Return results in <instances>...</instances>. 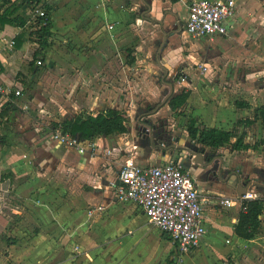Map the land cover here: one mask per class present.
I'll return each instance as SVG.
<instances>
[{
	"label": "crops",
	"instance_id": "crops-1",
	"mask_svg": "<svg viewBox=\"0 0 264 264\" xmlns=\"http://www.w3.org/2000/svg\"><path fill=\"white\" fill-rule=\"evenodd\" d=\"M46 1L53 7L51 34L36 59L33 54L38 44L30 33L32 10L26 3L14 11L13 24L0 27V82L11 90L7 96L0 95V111L8 105L0 117V172L7 175L0 181V264H129L132 234L141 238L147 228L134 220L133 210L140 211L135 204L115 199L110 185L116 165L128 156L141 165L179 162L196 179L207 231L199 245L185 254L182 264H226V256L237 262L239 253L246 256L245 264H264V128L259 119L249 126L242 122L253 119L255 109L264 104V78L260 79L264 66L258 65L264 58L260 51L264 0H236L227 33L192 37L186 44L190 49L188 66L181 68L188 87L184 107L195 126L231 130L236 129V123H243L244 129L235 133L242 134V144L248 146L233 148L237 136L219 147L203 145L183 127L180 136L172 134L171 145L160 154L157 149L165 145L158 144L157 130H151L155 145L145 150L128 140L133 132L127 123L143 105L156 101L169 82L163 78L162 84L132 79V56L131 63L123 62L115 76L116 57L122 55L114 50L126 37L103 39L97 21L83 26L74 20V0ZM141 1L146 5L145 14L135 19L155 25L161 32L155 59L167 75L163 51L168 48L164 49V44L176 34L178 22L186 18L189 0ZM99 5L104 6L98 3L94 8ZM119 13L112 8L104 11L111 20L122 17ZM114 26L107 24L108 31ZM181 33L191 37L183 28ZM175 59L185 64V58L176 55ZM149 69L146 74L157 73L156 68ZM16 88L29 91L26 101H21L22 93L12 92ZM109 108L125 112L127 137L126 131L92 139L82 138L80 133L71 135L85 148L82 152L52 137L58 122ZM181 118L178 115L173 122ZM90 143L98 149L92 152ZM105 149L112 153L105 154ZM239 150L246 154L236 157L234 171L230 159ZM237 188H245L252 197L243 198L245 193L239 195ZM225 197L233 199L230 206L223 203ZM249 199H258L262 211L258 230L244 238L237 234L236 225L245 210L242 204ZM10 214L16 219L25 217L28 228L17 226ZM165 238L175 247L174 255L167 258L174 264L176 245L168 235Z\"/></svg>",
	"mask_w": 264,
	"mask_h": 264
},
{
	"label": "rangeland",
	"instance_id": "rangeland-1",
	"mask_svg": "<svg viewBox=\"0 0 264 264\" xmlns=\"http://www.w3.org/2000/svg\"><path fill=\"white\" fill-rule=\"evenodd\" d=\"M74 1L76 2L77 7V12L75 13V15H73L74 20H80V22L83 23V26H85V24L97 21L98 35L101 36V38L103 39L110 38L111 35H114V37L117 39L119 37H126L127 41L123 45L117 46L114 50L115 54L120 52L122 55H117L116 57V65L113 67L112 71L115 76L118 71L122 69L123 62L131 63L130 59L134 57V60H132L133 68L130 73V77L132 79L135 80L137 77L141 79V81L146 79L150 80L152 83L162 84L163 78L165 81L169 82L173 86V93L168 97V100L188 93L186 76L183 75L181 68L183 66H188L187 63L190 49L187 47L186 44L192 42L193 38L181 33V30L183 28V20L178 22V30L176 34L171 36L168 41H166V43L164 44V49L168 48L167 50L163 51L164 55H166L168 59L165 60L167 61L166 66H169V69H167L168 74L166 75L164 74L165 69L158 68L155 59V53L157 52L161 42V32L155 25L153 26L151 24L139 23L141 21H137L135 19L136 16L145 14L144 12L146 5L141 0ZM98 3L104 4V6L99 5L97 9L94 8L97 7ZM111 8L120 12L119 15H121L122 17L115 20L107 19L105 17L106 15L104 14V11H110ZM123 16L125 18V21ZM130 20H132V22ZM111 22L115 26L114 29L108 31L107 24ZM263 34L264 32H261V36H263ZM72 37L74 38L73 35L70 38ZM145 38H147V40H145ZM173 39H176L177 43L176 41L174 42ZM151 40H158V42L154 43V41ZM182 40H184V43L182 42ZM260 51L261 54L264 56V42H261L260 44ZM173 52H175L177 57L185 58L182 59V62H185L184 65L178 63V61L175 59L176 55H173ZM172 59L175 61H172ZM173 62L175 66L173 65ZM36 65L38 66L39 64L36 63ZM258 65L264 66V58H260V60L258 61ZM150 67L156 68L155 70H157V73L152 75L148 72V74H146V71L150 70ZM261 74L263 76L260 79H263L264 67L261 68ZM24 77L25 81L27 82L28 75H25ZM163 88L164 92L160 97L157 98L156 101L148 105H143L142 109L137 111L136 115L134 116V119L130 118V123H127V125L130 127V130H132L131 132L133 133L131 136H128V131H126V136L124 135L125 137L128 136L127 138L128 140H130V142H136V145L138 147L143 148L145 150H151L153 148V145H155V143H153V140H151L153 136L151 130H157L155 136H160V141H158V144L161 146L165 145V147L162 146V149H157V154H160L159 152H161V150H166L165 148L170 146L172 143V134L176 132V135L178 134L180 136V132L182 131L183 127L187 129L189 126V121L193 118L189 113L186 112L187 108L184 107L185 103H182L181 105L172 108L167 100V102L163 106H159L163 98L169 93L168 85L164 84ZM21 90V101H26L29 91L23 88H21ZM12 92L14 93L13 90ZM167 104L169 105V107L167 106ZM178 115L182 116L180 121L173 122V118ZM235 126L237 134H239L244 129L243 123H236ZM239 154H242V156H244L246 153L239 150L238 152H233L231 155L230 160L233 161L231 169L234 171H236V168H234V160H236V157ZM118 165L119 164L116 165V170L118 168ZM262 166L264 167V164H262ZM114 197L115 199L119 200L115 195ZM10 215L13 218L12 220L18 222L17 226H20L25 229L28 228L29 223L25 219V217H21V220L16 219L14 217V214ZM133 215L134 220H138V222L141 223L142 226L147 228V233L144 234L141 238L139 234L136 236L132 234L131 256L129 259V264H139L140 262H142L143 264H170L167 258L168 256L169 258H171V256L174 255L175 247L169 243V239L165 238L167 235L156 229L152 224H150L147 218L142 215L140 211L133 210ZM164 235L165 237H163ZM2 251L4 253L5 249H2ZM245 257L246 256H244L243 253H239L235 257L237 258V262H235L234 260L226 256L225 262L226 264H245L247 262V259ZM184 264L192 263L184 262ZM215 264L219 263L216 261Z\"/></svg>",
	"mask_w": 264,
	"mask_h": 264
},
{
	"label": "built area",
	"instance_id": "built-area-1",
	"mask_svg": "<svg viewBox=\"0 0 264 264\" xmlns=\"http://www.w3.org/2000/svg\"><path fill=\"white\" fill-rule=\"evenodd\" d=\"M235 13L236 0H189L183 30L193 38L223 35L227 33V21ZM42 14L43 9L38 5L31 17ZM21 91L16 88L14 94L20 95ZM10 93V88L0 82V95ZM52 137L81 152L85 150L75 137L63 130L60 122L52 128ZM95 145H89L92 152L99 147ZM104 153L112 151L105 149ZM110 185L119 200L135 204L150 224L170 237L178 252L174 264H182L185 254L196 248L206 234L196 179L181 163L169 160L162 164L141 165L128 156L119 163ZM242 197L250 198L252 193L246 192ZM223 203L230 206L233 199L225 197Z\"/></svg>",
	"mask_w": 264,
	"mask_h": 264
},
{
	"label": "trees",
	"instance_id": "trees-1",
	"mask_svg": "<svg viewBox=\"0 0 264 264\" xmlns=\"http://www.w3.org/2000/svg\"><path fill=\"white\" fill-rule=\"evenodd\" d=\"M24 3L28 5L32 12L38 5L43 9L42 15H37L33 18L31 17L33 29L30 33L34 41L38 44V47L33 54L34 60L48 45V37L51 34V13L53 7L50 6L46 0H0V27L5 24H13L14 11L18 8V6ZM22 23H24V21H22ZM186 97L187 93L177 96L169 100V104L172 108H174L184 103ZM8 104H10V102ZM7 106L4 109H6ZM4 109L0 111V117L4 115ZM255 119H259L261 127L264 128V104L255 109L253 119H244L242 122L246 126H249ZM126 121L127 117L125 112L109 108L105 111L88 114L84 118L78 115L71 120L62 122V126L63 130L68 132L70 135L75 136L76 133H80L82 138L92 139L102 134L125 132L127 130ZM187 131L191 138H196L203 145L211 147H219L226 143H231V139L237 136L234 128L231 130H223L213 127L199 129L195 126L194 118L189 121ZM232 146L233 148H239L241 146L247 147L248 145L242 144L241 134L236 137ZM6 177V174L0 172V181L4 180ZM242 206L245 210H243L240 214L239 221L236 225V232L241 237L250 238L260 226V219L258 216L262 211V204L258 199H249L245 200Z\"/></svg>",
	"mask_w": 264,
	"mask_h": 264
},
{
	"label": "water",
	"instance_id": "water-1",
	"mask_svg": "<svg viewBox=\"0 0 264 264\" xmlns=\"http://www.w3.org/2000/svg\"><path fill=\"white\" fill-rule=\"evenodd\" d=\"M169 86H170V92H169V95L172 93V91H173V86H172V84H170L169 83ZM169 95H167L165 98H164V100L161 102V104L162 103H164L166 100H167V98L169 97ZM160 106V105H159ZM245 188H244V190L243 191H240L238 188H237V193L239 194V195H242V194H244L245 193Z\"/></svg>",
	"mask_w": 264,
	"mask_h": 264
}]
</instances>
